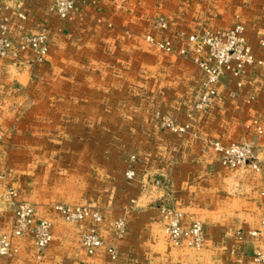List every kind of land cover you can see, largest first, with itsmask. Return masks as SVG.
I'll list each match as a JSON object with an SVG mask.
<instances>
[{"label":"crops","instance_id":"0c3cea01","mask_svg":"<svg viewBox=\"0 0 264 264\" xmlns=\"http://www.w3.org/2000/svg\"><path fill=\"white\" fill-rule=\"evenodd\" d=\"M130 1L74 0L72 11L60 18L54 0H0V18L6 21V33L14 44L25 35L41 33L49 44L41 62L34 61L30 51L0 57V233L8 232L13 223L3 202L6 188H15L20 199L43 207L52 198L46 186L54 183L47 168L71 170V174L74 168L84 169L81 177L85 181L90 161L89 122L93 114L102 113L105 98L99 92L91 94L87 80L70 75L75 70L69 64L79 62L74 57L85 56L72 46L117 35L126 22L122 14ZM184 6L194 10V22L201 27L244 25L256 57L264 59V46L259 44L264 39V0H186ZM179 67L183 76L162 84L161 108L151 105L147 126L129 144V152L136 156L132 162L135 178L124 177L129 165L124 164L118 177L109 181V188L104 181L94 191L91 202L104 219L78 224L68 222L53 208L42 211L51 221L52 234L42 256H36L34 236L26 233L14 239L15 255L0 256V264H260L253 253L262 240L249 231L259 229L264 220V129L258 133L246 122L259 119L264 123V66L245 67L240 88L223 77L210 106L192 119L186 114L197 92L190 83L199 86L204 76L194 67L185 76V66ZM232 91L235 96L230 95ZM156 109L177 123L187 122L188 130L158 129ZM49 137L56 141L49 144ZM213 140L252 142L261 171L221 165ZM63 153L67 155L62 162ZM155 179L169 181L170 194L161 181L153 184ZM160 204L182 212L185 227L196 220L202 223L205 241L200 250L171 244ZM116 218L126 223L122 236L112 226ZM90 226L96 227L105 242L93 255L80 242L82 231ZM106 246L115 249V256L109 255Z\"/></svg>","mask_w":264,"mask_h":264},{"label":"rangeland","instance_id":"374dc122","mask_svg":"<svg viewBox=\"0 0 264 264\" xmlns=\"http://www.w3.org/2000/svg\"><path fill=\"white\" fill-rule=\"evenodd\" d=\"M184 1L186 3V0H179L176 3L175 0H171L170 3L167 0H131L128 2L127 10L125 9L122 14V19L126 22L119 27V33L117 35L109 37L111 39L105 41L94 40L82 43L75 42L73 44L72 48L83 51L85 56L74 57L75 59H79V62L73 61V63L71 62L69 64L70 66H74L75 70L70 75L75 80H87V82H90V93L96 95L99 92L100 96L105 98L100 106L104 107V109H100L102 113L99 115L93 114V118L89 122V137L86 138V143L88 145L87 149L90 152V161L86 174L87 177L84 179L85 181L81 177L85 171L84 169L74 168L71 174V170H67L69 173H66L63 169L53 170L52 168H47L46 172L49 176L52 175L51 180L52 182L54 181L52 185L46 186L47 193H51L52 195L51 200L45 202L46 204L42 203L44 204L43 207L38 206L34 201L24 200L35 207L39 213L37 215H41L42 211L43 213H47L56 204L68 206L82 205L99 210L102 215V220L104 219L103 213L99 208L94 206L91 198L96 192L95 190L101 186L99 184H102L104 181L108 183L107 188L110 187L109 181L118 177L124 164H129L127 170L130 167L133 168L134 164L132 162L136 160V156L129 152V144L139 138L137 134H139L140 128L143 130L147 126L151 105H155L154 108H161V98L164 94L161 89L162 84L167 85L168 80H178L177 76L181 74L178 67L182 65L186 68L185 76H190V69L192 67L197 68L201 72L200 67L191 61L190 58L182 56L175 50L167 52L154 43L149 42L146 36L150 34L157 38L168 34L172 39L177 40L178 36H185L190 33H201L205 30H222L235 25L233 24L224 28L198 26L194 22V10L185 9ZM159 16H163L168 22V30L166 33L161 32L155 26L154 20ZM174 43L175 45L182 44L180 40L174 41ZM179 56L190 60L192 63L182 61ZM252 65L264 66V62L262 64ZM182 76L183 74L180 75V78ZM228 78L233 80L236 87H241V77L239 78L240 85H237L238 81L236 79ZM191 79L190 77V82L193 81ZM185 80L187 81V78ZM93 82L94 84H92ZM190 88H194V91L197 92L193 103L190 104L191 110L186 114L188 118L192 119L198 112L206 110L213 100L203 110L194 111L193 104L197 95L203 89V81L200 82L199 86L190 83ZM187 90L190 91V89ZM230 95L235 96V92L232 91ZM159 109H156V112H159ZM155 121L156 123L158 122L156 119ZM246 124L253 126L258 133H261L262 129H264V123L259 119L251 120L246 122ZM157 127L158 129H163L159 123ZM258 127L261 131L258 130ZM55 141V138L49 137L47 142L53 144ZM76 141L75 138V143ZM83 143L85 144V142ZM253 146L256 153V146L254 144ZM66 155L63 153L60 156L62 162L65 161ZM133 156L134 159L132 160ZM258 160L260 169L254 172H259L262 169L259 157ZM126 171L124 170L123 172L124 177L127 180H132L133 178L128 179L126 177ZM156 180H159V183L160 181L162 182L161 179H155L152 183L155 184L154 182ZM4 205L6 206L5 202ZM6 208L13 215L12 210L7 206ZM41 217L47 218L45 215H41ZM117 219L124 222L122 233L117 232L118 230L114 227ZM68 222L79 224L81 221ZM112 226L117 236H122L126 230V223L122 218L114 219ZM103 247H105L104 240ZM110 247L113 248L112 246ZM107 248L106 246V250ZM109 255L111 254L109 253Z\"/></svg>","mask_w":264,"mask_h":264},{"label":"built area","instance_id":"2783aa9c","mask_svg":"<svg viewBox=\"0 0 264 264\" xmlns=\"http://www.w3.org/2000/svg\"><path fill=\"white\" fill-rule=\"evenodd\" d=\"M53 7L60 18H66L74 7V0H54ZM155 26L161 32H167L168 22L163 16L154 20ZM146 39L167 52L177 51L184 57L190 58L202 70L204 80L203 89L199 92L193 104L194 111L206 108L216 95V84L223 77L236 79L240 85L241 77L246 66L252 64H262V59L257 58L245 35V26L235 24L234 26L222 30H205L201 33H190L185 36H178L177 40L172 39L168 34L160 37L147 35ZM181 45H175L174 41H179ZM260 46H264V39H259ZM30 51L34 61L41 62L48 53L47 37L44 33L36 35H25L20 42L14 44L6 33V21L0 18V57L13 52ZM159 125L171 133H185L189 124L177 123L172 118L161 112H156ZM258 130L261 129L258 127ZM212 148L216 154L218 162L233 169L249 168L253 171L260 169L259 160L252 143L241 141L221 142L213 140ZM134 156L132 157V160ZM128 179L135 176L133 168H129L126 173ZM159 183V180L154 182ZM166 187V194H170L169 181H162ZM6 206L13 212V223L8 232L0 233V256L11 257L17 252L14 239L31 233L34 236V246L36 256L40 258L44 249L52 241L51 221L44 217H39L35 207L18 197V192L14 188H8L3 196ZM53 210L60 214L67 221H82L90 219L98 223L102 220L99 210L82 205H59L53 206ZM159 211L164 222V231L173 246H185L194 250L202 248L205 241V234L202 224L194 221L185 227L181 223L182 212L168 204H160ZM115 229L119 233L123 232L124 222L117 219L114 223ZM249 234L262 240L253 253V259L264 264V220L261 221L259 229L249 231ZM240 237V234L238 235ZM103 240L97 232L95 226H90L81 234V246L88 255H93L102 248ZM108 253L115 256L113 248H107ZM4 264H9L8 262Z\"/></svg>","mask_w":264,"mask_h":264}]
</instances>
